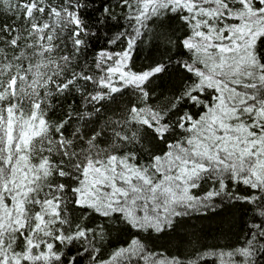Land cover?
<instances>
[{
    "label": "snow or ice",
    "instance_id": "1",
    "mask_svg": "<svg viewBox=\"0 0 264 264\" xmlns=\"http://www.w3.org/2000/svg\"><path fill=\"white\" fill-rule=\"evenodd\" d=\"M0 264H264V0H0Z\"/></svg>",
    "mask_w": 264,
    "mask_h": 264
}]
</instances>
